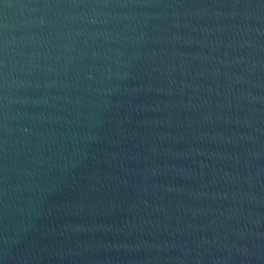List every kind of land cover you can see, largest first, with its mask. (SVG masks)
I'll return each instance as SVG.
<instances>
[{"label": "water", "instance_id": "water-1", "mask_svg": "<svg viewBox=\"0 0 264 264\" xmlns=\"http://www.w3.org/2000/svg\"><path fill=\"white\" fill-rule=\"evenodd\" d=\"M0 264H264V0H0Z\"/></svg>", "mask_w": 264, "mask_h": 264}]
</instances>
